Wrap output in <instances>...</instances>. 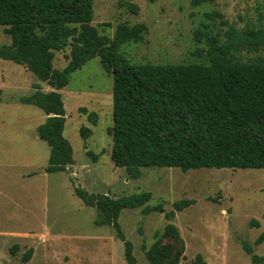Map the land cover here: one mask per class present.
I'll return each mask as SVG.
<instances>
[{
  "label": "rangeland",
  "instance_id": "rangeland-1",
  "mask_svg": "<svg viewBox=\"0 0 264 264\" xmlns=\"http://www.w3.org/2000/svg\"><path fill=\"white\" fill-rule=\"evenodd\" d=\"M120 23L148 27L144 40L121 48L133 62L206 63L198 53L207 47L206 31L225 40L230 28H264V0L198 6L190 0H93L92 24L101 34L112 38ZM5 28L0 25V46L11 43ZM69 55V46L56 51L54 67L64 68ZM234 58L264 61V45L243 47ZM35 83L53 90L25 64L0 57V264H130L114 226L97 223L98 210L84 203L75 186L112 198L151 193L118 219L139 264H149L143 244L149 249L160 238L174 254L182 252L180 264L198 254L207 264H251L244 243L264 256V168L142 166L132 177L111 158L114 79L95 57L60 90L74 163L49 172L50 147L38 131L47 115L22 101L37 90ZM83 127L90 129L87 136ZM181 199L194 202L179 211L174 203ZM169 225L179 237L165 235ZM29 249L32 257L24 261Z\"/></svg>",
  "mask_w": 264,
  "mask_h": 264
},
{
  "label": "trees",
  "instance_id": "trees-1",
  "mask_svg": "<svg viewBox=\"0 0 264 264\" xmlns=\"http://www.w3.org/2000/svg\"><path fill=\"white\" fill-rule=\"evenodd\" d=\"M190 1L198 6L214 0ZM92 21L93 0H0V25L11 36L10 44L0 46V57L29 64L39 81L53 88L42 91L35 83L37 90L22 99L47 115L38 127L50 147L47 171L65 170L74 163L73 148L64 135L66 110L60 90L74 71L95 57L114 79L111 158L132 177H139L142 166L264 168V61L234 58L243 47L264 45V28H230L225 40L206 31L207 47L198 51L206 63H137L121 48L144 40L146 24L120 23L110 38ZM202 34L196 31L197 40ZM67 46L68 64L54 67L55 52ZM89 133L82 128L83 136ZM75 192L85 204L96 207L97 223L114 226L125 242L127 261L139 264L118 219L123 209L145 204L151 193L112 198L78 186ZM193 202L181 199L174 206L181 211ZM170 233L179 237L172 225L165 235ZM262 241L259 237L256 243ZM243 245L252 256L251 264H264V256L253 253L249 243ZM143 248L149 264H180L182 252L174 254L162 238L149 249L144 243ZM32 254L29 249L24 261ZM190 264L207 262L198 254Z\"/></svg>",
  "mask_w": 264,
  "mask_h": 264
},
{
  "label": "water",
  "instance_id": "water-1",
  "mask_svg": "<svg viewBox=\"0 0 264 264\" xmlns=\"http://www.w3.org/2000/svg\"><path fill=\"white\" fill-rule=\"evenodd\" d=\"M27 67H29V64H27ZM53 115H54L53 113L50 114V116H53Z\"/></svg>",
  "mask_w": 264,
  "mask_h": 264
}]
</instances>
